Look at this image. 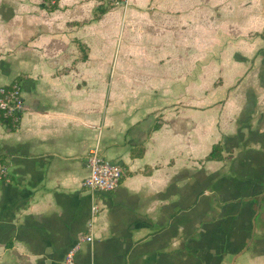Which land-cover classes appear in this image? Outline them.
Here are the masks:
<instances>
[{
  "label": "crops",
  "instance_id": "1",
  "mask_svg": "<svg viewBox=\"0 0 264 264\" xmlns=\"http://www.w3.org/2000/svg\"><path fill=\"white\" fill-rule=\"evenodd\" d=\"M51 1L0 0V264H264V0Z\"/></svg>",
  "mask_w": 264,
  "mask_h": 264
},
{
  "label": "built area",
  "instance_id": "2",
  "mask_svg": "<svg viewBox=\"0 0 264 264\" xmlns=\"http://www.w3.org/2000/svg\"><path fill=\"white\" fill-rule=\"evenodd\" d=\"M51 3L54 4L55 0H52ZM25 110L20 84L13 83L0 87V125L17 128ZM87 164L89 174L82 181L83 188L92 193H106L117 189L124 176L122 167L102 158L97 150L90 152ZM8 174L7 166L0 162V179L7 178ZM92 212L93 215L97 214L99 208L94 206ZM81 241L90 242L92 237H84ZM79 247L80 243L66 255L61 264H76L75 252Z\"/></svg>",
  "mask_w": 264,
  "mask_h": 264
},
{
  "label": "trees",
  "instance_id": "3",
  "mask_svg": "<svg viewBox=\"0 0 264 264\" xmlns=\"http://www.w3.org/2000/svg\"><path fill=\"white\" fill-rule=\"evenodd\" d=\"M222 150L220 146H215L212 149L211 154L209 155L208 159L211 161H219L222 159Z\"/></svg>",
  "mask_w": 264,
  "mask_h": 264
}]
</instances>
